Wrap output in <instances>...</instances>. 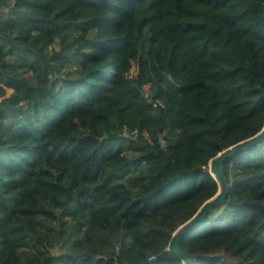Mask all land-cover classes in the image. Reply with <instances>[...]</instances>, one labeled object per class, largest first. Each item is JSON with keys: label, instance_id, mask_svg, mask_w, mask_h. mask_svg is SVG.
Returning <instances> with one entry per match:
<instances>
[{"label": "trees", "instance_id": "16d2710c", "mask_svg": "<svg viewBox=\"0 0 264 264\" xmlns=\"http://www.w3.org/2000/svg\"><path fill=\"white\" fill-rule=\"evenodd\" d=\"M263 125L264 0H0V264H264Z\"/></svg>", "mask_w": 264, "mask_h": 264}, {"label": "water", "instance_id": "95a60500", "mask_svg": "<svg viewBox=\"0 0 264 264\" xmlns=\"http://www.w3.org/2000/svg\"><path fill=\"white\" fill-rule=\"evenodd\" d=\"M264 138V125L261 130L256 133L254 136L233 145L227 149L222 150L216 156H214L208 164L210 168V175L216 180L218 184V190L216 194L206 201L196 214L181 224L172 234L171 240L169 242L168 250L176 254L183 260V263H193L195 261L204 259V258H217L218 255H190L185 250H182L178 243L184 237V235L194 227H196L201 220L204 218L206 213L210 211L214 206L219 205L224 202L226 195L229 190V185L226 179V176L223 171L224 162L236 154L246 151L251 148L254 144H257L260 140Z\"/></svg>", "mask_w": 264, "mask_h": 264}, {"label": "rangeland", "instance_id": "374dc122", "mask_svg": "<svg viewBox=\"0 0 264 264\" xmlns=\"http://www.w3.org/2000/svg\"><path fill=\"white\" fill-rule=\"evenodd\" d=\"M6 92H7V95H8L11 92V89H7Z\"/></svg>", "mask_w": 264, "mask_h": 264}]
</instances>
